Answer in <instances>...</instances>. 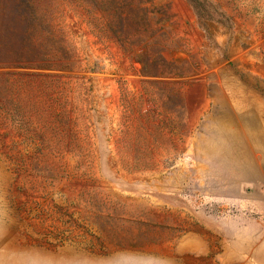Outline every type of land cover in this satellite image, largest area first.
<instances>
[{
    "label": "rangeland",
    "instance_id": "rangeland-1",
    "mask_svg": "<svg viewBox=\"0 0 264 264\" xmlns=\"http://www.w3.org/2000/svg\"><path fill=\"white\" fill-rule=\"evenodd\" d=\"M207 2L0 0V264H264V0Z\"/></svg>",
    "mask_w": 264,
    "mask_h": 264
},
{
    "label": "trees",
    "instance_id": "trees-1",
    "mask_svg": "<svg viewBox=\"0 0 264 264\" xmlns=\"http://www.w3.org/2000/svg\"><path fill=\"white\" fill-rule=\"evenodd\" d=\"M195 10L196 14L201 19L212 20L211 11L209 10V3L207 0H188Z\"/></svg>",
    "mask_w": 264,
    "mask_h": 264
},
{
    "label": "crops",
    "instance_id": "crops-1",
    "mask_svg": "<svg viewBox=\"0 0 264 264\" xmlns=\"http://www.w3.org/2000/svg\"><path fill=\"white\" fill-rule=\"evenodd\" d=\"M184 251L188 253L189 251H191V248H189L188 246L187 247H183L182 248V253H184Z\"/></svg>",
    "mask_w": 264,
    "mask_h": 264
}]
</instances>
